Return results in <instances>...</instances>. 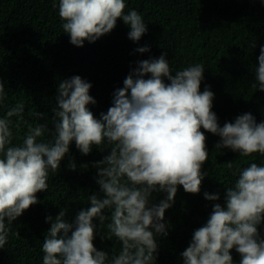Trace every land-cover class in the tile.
Wrapping results in <instances>:
<instances>
[{"label": "clouds", "instance_id": "obj_1", "mask_svg": "<svg viewBox=\"0 0 264 264\" xmlns=\"http://www.w3.org/2000/svg\"><path fill=\"white\" fill-rule=\"evenodd\" d=\"M125 8V0H59V17L63 32L77 47L110 33L118 19L130 27L129 39L139 41L147 26L141 14L125 13ZM258 65L251 87L264 91V47ZM204 70L197 63L173 75L166 53L139 61L100 119L88 108L96 103L89 94L92 85L80 76L62 80L57 107L52 109L55 133L50 140L44 139L47 124L40 123L29 126L22 142L13 145L11 118L22 119V103L0 117V249L8 243V225L38 202V192L48 190L49 173L58 172L75 141L83 155L90 154L93 146L109 150L92 165L103 198L89 196L91 206L79 211L73 222L66 220V210L54 221L47 217L51 227L41 248L43 264H152L158 251L156 236L168 235L163 221L178 187L197 194L207 175L203 171L209 158L205 132L221 138L216 149L229 148L241 157L264 156V122L244 113L220 126L212 111L214 93L210 87L200 91ZM5 97L0 79V104ZM36 115L44 119V114ZM227 164L232 169V162ZM68 166L76 170L74 161ZM233 175L236 179L227 187L225 204H214L207 223L194 231L181 253L183 264H233V249L241 257L239 264H264V236L259 231L264 224V166L253 162ZM154 192L166 193V198L150 204ZM205 198L218 201L220 196L205 193ZM94 219L106 230L102 238L120 242L118 252L110 256L95 247Z\"/></svg>", "mask_w": 264, "mask_h": 264}, {"label": "trees", "instance_id": "obj_2", "mask_svg": "<svg viewBox=\"0 0 264 264\" xmlns=\"http://www.w3.org/2000/svg\"><path fill=\"white\" fill-rule=\"evenodd\" d=\"M125 3V13L136 10L147 26L139 41L129 39L130 27L118 19L110 33L94 43L85 40L83 47H77L63 32L59 0H0V79L6 92L0 117L18 103L25 106L22 119L11 118L13 145L22 142L29 126L40 123L47 124L49 130L44 139H51L55 133L52 109L57 107V88L62 80L80 76L92 85L89 94L96 103L88 108L100 119L138 62L165 53L173 75L197 63L205 67L200 91L210 87L214 93L212 111L220 126L244 113H251L257 123L264 122V91L251 87L256 82L255 68L264 47V0ZM141 47L149 51L140 53L137 49ZM37 113L44 114V119ZM205 136L209 158L203 166L207 175L200 192L191 194L178 187L175 202L166 210L163 221L168 235L156 236L158 251L152 264H183L181 253L189 246L194 231L207 223L214 204H225L227 187L236 179L233 172L253 162L264 166V156L259 153L241 157L229 148L216 149L219 136L209 132ZM108 154L107 147L101 151L93 146L90 154L83 155L75 141L70 144L58 172L49 173L48 190L38 192V202L8 225L11 231L7 245L0 249V264H43L41 248L51 227L47 217L54 221L61 210H66V220L73 222L79 211L91 206L89 196L103 198L96 182L97 170L92 165ZM73 161L75 171L68 166ZM227 162H232V169ZM205 193L218 194L220 199L207 200ZM165 198L166 193L154 192L150 204H159ZM104 214L110 216L108 210ZM93 222L97 225L95 247L110 256L118 252L120 242L115 237L102 238L106 230L98 219ZM259 231L264 236V224ZM231 255L233 264H239V253L233 249Z\"/></svg>", "mask_w": 264, "mask_h": 264}]
</instances>
